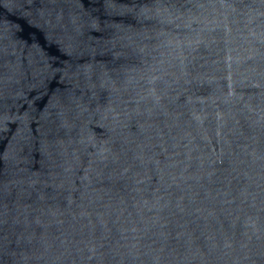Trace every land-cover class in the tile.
<instances>
[{"label":"water","instance_id":"95a60500","mask_svg":"<svg viewBox=\"0 0 264 264\" xmlns=\"http://www.w3.org/2000/svg\"><path fill=\"white\" fill-rule=\"evenodd\" d=\"M0 264H264V0H0Z\"/></svg>","mask_w":264,"mask_h":264}]
</instances>
